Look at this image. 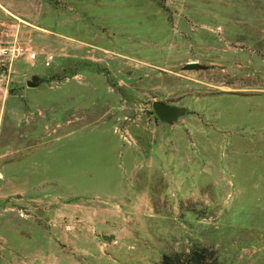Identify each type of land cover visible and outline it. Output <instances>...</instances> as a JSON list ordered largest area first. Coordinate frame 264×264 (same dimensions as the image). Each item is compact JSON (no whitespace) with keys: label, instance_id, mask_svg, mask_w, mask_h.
Listing matches in <instances>:
<instances>
[{"label":"rangeland","instance_id":"1","mask_svg":"<svg viewBox=\"0 0 264 264\" xmlns=\"http://www.w3.org/2000/svg\"><path fill=\"white\" fill-rule=\"evenodd\" d=\"M29 5L44 30L17 20L25 52L0 62V264H158L190 246L264 264V0ZM153 101L178 112L159 120Z\"/></svg>","mask_w":264,"mask_h":264},{"label":"crops","instance_id":"2","mask_svg":"<svg viewBox=\"0 0 264 264\" xmlns=\"http://www.w3.org/2000/svg\"><path fill=\"white\" fill-rule=\"evenodd\" d=\"M36 2V0H0V13L2 14H7V16L11 19V26H13V32L11 34H4L0 33V42H5L6 43H12V44H17L20 45L19 43H25L27 40H29V26L23 23L18 22L17 20H21L23 22H28L29 24H32L35 28L44 30L41 26H39L36 23L37 16H33L32 13H29L27 10V4L30 3L33 4ZM29 5V6H30ZM37 5V3H35ZM34 7V6H33ZM37 9V8H36ZM37 11V10H36ZM174 23L170 25L171 28H173ZM1 30V28H0ZM210 30V29H209ZM211 36L209 41L210 43L215 44L217 40H221L222 42H226V39L222 38L218 34L213 31V33H209ZM60 48L64 46L63 43H57ZM231 52H236L237 53V48L233 47L231 48ZM216 51L218 53H226L227 51H223L221 48H216ZM197 59V58H196ZM194 59L188 57L184 58L182 60V64H188V63H195L193 61ZM198 62L203 63L206 66H214V67H219V69H222L221 66H217L214 62H205L201 61L199 58L197 59ZM239 66L238 60L234 63V69H236ZM242 69V66H239ZM234 76V75H233Z\"/></svg>","mask_w":264,"mask_h":264},{"label":"trees","instance_id":"3","mask_svg":"<svg viewBox=\"0 0 264 264\" xmlns=\"http://www.w3.org/2000/svg\"><path fill=\"white\" fill-rule=\"evenodd\" d=\"M158 264H217L207 248L190 246L163 254Z\"/></svg>","mask_w":264,"mask_h":264},{"label":"water","instance_id":"4","mask_svg":"<svg viewBox=\"0 0 264 264\" xmlns=\"http://www.w3.org/2000/svg\"><path fill=\"white\" fill-rule=\"evenodd\" d=\"M188 68H196L195 63H188L186 64ZM27 85L31 86V83H27ZM151 107L154 111L155 116L159 120L169 121L171 120L178 112V109L174 106L166 105L165 103L161 101H153L151 103ZM107 239V238H103Z\"/></svg>","mask_w":264,"mask_h":264},{"label":"built area","instance_id":"5","mask_svg":"<svg viewBox=\"0 0 264 264\" xmlns=\"http://www.w3.org/2000/svg\"><path fill=\"white\" fill-rule=\"evenodd\" d=\"M24 48L20 46H15L12 44H1L0 43V62L11 61L12 59L22 55L24 53ZM29 57L34 56L33 53H27Z\"/></svg>","mask_w":264,"mask_h":264}]
</instances>
